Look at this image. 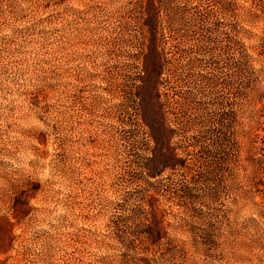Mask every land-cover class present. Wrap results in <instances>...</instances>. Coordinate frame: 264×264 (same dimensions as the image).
<instances>
[{
    "label": "rangeland",
    "instance_id": "1",
    "mask_svg": "<svg viewBox=\"0 0 264 264\" xmlns=\"http://www.w3.org/2000/svg\"><path fill=\"white\" fill-rule=\"evenodd\" d=\"M0 264H264V0H0Z\"/></svg>",
    "mask_w": 264,
    "mask_h": 264
}]
</instances>
